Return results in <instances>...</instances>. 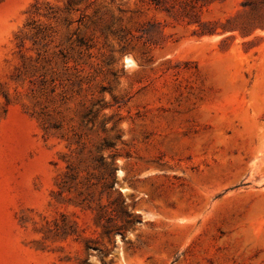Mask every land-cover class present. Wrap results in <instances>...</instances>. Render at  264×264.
<instances>
[{"label": "rangeland", "instance_id": "374dc122", "mask_svg": "<svg viewBox=\"0 0 264 264\" xmlns=\"http://www.w3.org/2000/svg\"><path fill=\"white\" fill-rule=\"evenodd\" d=\"M262 26L264 0H0V264H264Z\"/></svg>", "mask_w": 264, "mask_h": 264}, {"label": "trees", "instance_id": "16d2710c", "mask_svg": "<svg viewBox=\"0 0 264 264\" xmlns=\"http://www.w3.org/2000/svg\"><path fill=\"white\" fill-rule=\"evenodd\" d=\"M264 26H262V28H263ZM206 31H203V33L202 34H207V33H205ZM208 33L209 34H212L213 32L212 31H208Z\"/></svg>", "mask_w": 264, "mask_h": 264}]
</instances>
